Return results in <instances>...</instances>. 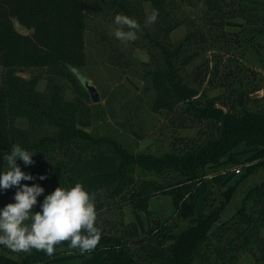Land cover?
I'll list each match as a JSON object with an SVG mask.
<instances>
[{"label": "trees", "instance_id": "1", "mask_svg": "<svg viewBox=\"0 0 264 264\" xmlns=\"http://www.w3.org/2000/svg\"><path fill=\"white\" fill-rule=\"evenodd\" d=\"M92 3L114 21L123 14L138 22V38L129 43L142 42L150 55L137 69L154 91L152 111L195 134H174L173 147L156 155L90 131L93 101L78 70L88 61L82 35ZM147 3L159 15L146 26ZM39 7L40 0H0V174L4 156L20 144L34 163L17 165L35 177L21 182L45 190L33 212L56 188L80 183L95 194L101 239L84 253L64 241L51 257L0 245V264H239L245 255L252 259L245 264H264V179L222 220L239 184L264 167V0H52L55 18L48 22ZM181 26L186 34L174 40ZM99 35L109 63L133 65L117 38ZM250 52L260 67L249 62ZM44 62L41 90L42 72L20 71ZM64 81L82 95L67 99ZM216 89L223 92L211 95ZM143 172L166 183H141ZM156 191L173 198L175 211L166 219L150 209ZM119 199L132 205L135 221L109 215Z\"/></svg>", "mask_w": 264, "mask_h": 264}, {"label": "rangeland", "instance_id": "2", "mask_svg": "<svg viewBox=\"0 0 264 264\" xmlns=\"http://www.w3.org/2000/svg\"><path fill=\"white\" fill-rule=\"evenodd\" d=\"M67 3V2H66ZM52 0H40L39 15H42L45 20H50L54 17V12L51 10ZM93 9L88 12L87 29L83 32L82 39L88 54V61L79 67L78 72L91 83H93L100 94L102 100L99 103L91 102L93 112L92 126L90 131L95 135H106L114 137L122 145L130 151L136 153H152L160 155L173 147V136L175 135H193L195 129H174L168 124V118L164 114L154 113L152 111V102L154 99V91L146 90L147 81L143 78L142 73L138 69L144 67V62L150 60V55L147 53V48L143 43L135 44L129 41H121L118 39V46L125 48L126 55L133 65L125 67L124 70L112 65L108 61L107 47L99 38L100 34L109 33L110 39L116 42L114 31L118 27L113 19L109 18L105 10H97L92 3ZM147 15H151V5L146 4ZM15 26L22 32H29L28 28L14 21ZM56 26V23L53 25ZM112 33V34H111ZM186 34V27L177 28L172 37L178 40ZM102 36V35H101ZM60 48L61 46H59ZM58 50V49H57ZM249 62L260 67V63L254 52L248 54ZM49 61V58H47ZM138 66H141L138 68ZM49 62H44L41 67H25L20 71V74L31 76L36 72H42L43 78L39 83V89L44 90L47 86V69ZM138 68V69H137ZM65 83V81H64ZM65 96L67 99L80 97L81 90L77 89L69 83H65ZM223 92L222 89H216L210 92L211 95ZM85 98V97H83ZM19 124H25V121L20 120ZM173 131H175L173 133ZM264 179V167L258 169L247 179L242 181L236 190L233 198L225 211L223 212L222 220H226L238 209L242 204L243 197L248 190L259 184ZM145 180L152 183H166L155 173L143 174L139 182ZM23 185V183L21 182ZM16 192V187L8 190L0 189V210L7 204L15 203L13 199ZM150 209L153 211L154 218L166 219L175 211L173 198L171 195L163 194L156 191V194L151 199ZM109 210V209H108ZM109 215L112 218L120 221V218L125 222L135 221V212L132 205L128 202L124 203L119 199V205L114 203L111 205ZM261 233L264 235V227L261 228ZM252 262L250 255H245L239 264Z\"/></svg>", "mask_w": 264, "mask_h": 264}, {"label": "clouds", "instance_id": "3", "mask_svg": "<svg viewBox=\"0 0 264 264\" xmlns=\"http://www.w3.org/2000/svg\"><path fill=\"white\" fill-rule=\"evenodd\" d=\"M158 15L159 11L153 9L146 26L154 24ZM115 24L118 27L113 34L117 39L135 41L138 38L140 25L135 19L117 14ZM33 155L20 144H14L10 153L4 156L7 166L0 174V189L16 187V192L13 197L15 203H9L0 210V245L17 253L36 249L49 257L53 255L55 245L64 241H70L69 246L81 253L94 250L101 239V232L95 226V194L87 192L80 183L68 189L58 187L44 198L41 211L33 212L37 197L45 190L38 184L22 185L21 181H31L35 177L17 165L18 159L26 166L33 164ZM46 178L39 176L40 180Z\"/></svg>", "mask_w": 264, "mask_h": 264}, {"label": "water", "instance_id": "4", "mask_svg": "<svg viewBox=\"0 0 264 264\" xmlns=\"http://www.w3.org/2000/svg\"><path fill=\"white\" fill-rule=\"evenodd\" d=\"M82 78H83V83L86 86L92 101L94 103L100 102L102 100V95L98 91L97 87L93 83H91L89 80L85 79L83 76Z\"/></svg>", "mask_w": 264, "mask_h": 264}, {"label": "built area", "instance_id": "5", "mask_svg": "<svg viewBox=\"0 0 264 264\" xmlns=\"http://www.w3.org/2000/svg\"><path fill=\"white\" fill-rule=\"evenodd\" d=\"M236 172H240V169H239V168H237V169H236Z\"/></svg>", "mask_w": 264, "mask_h": 264}]
</instances>
